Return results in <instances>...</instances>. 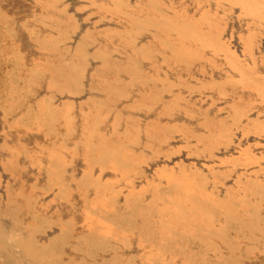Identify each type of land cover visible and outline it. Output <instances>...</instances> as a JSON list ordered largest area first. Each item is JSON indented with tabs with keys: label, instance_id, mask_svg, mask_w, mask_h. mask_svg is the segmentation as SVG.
<instances>
[{
	"label": "bare ground",
	"instance_id": "obj_1",
	"mask_svg": "<svg viewBox=\"0 0 264 264\" xmlns=\"http://www.w3.org/2000/svg\"><path fill=\"white\" fill-rule=\"evenodd\" d=\"M203 1L235 6L242 14L264 23V0ZM94 3L125 21L120 28L104 32L108 39L117 38L129 50L124 57L115 56L109 43H99L89 51L86 46L93 37L91 33L70 48L67 40L76 24L66 8V0H0V54L3 38L13 30L9 22L11 13H24L37 6L34 21H43L56 30L44 33L31 29L32 39L44 59L31 66L21 83L16 73L6 75L7 88L0 95V106L5 111H15L21 108L27 93L42 81L48 86L49 94L26 106L11 126L47 135L61 132L63 138L72 141L69 145L62 140L47 146L43 155L31 156L30 163L43 170V189L54 190L63 201H70L74 193L79 195L77 218L83 227L76 232L70 218L56 232L41 238L39 233L45 232L49 220L37 213L23 231L7 232L0 222V262L133 264L137 259L141 264H246L254 255H264V181L247 177L224 184L223 171L206 174L188 165L169 166L173 153L164 150V146L177 126L161 119L142 125L136 116L119 109H156L159 117L173 116L180 109L192 114L188 108L164 99V93L172 86L170 81L145 69L144 62H153L157 54L162 55L165 64L189 70L206 58V50L224 51L227 64L237 75L227 77L225 82L206 83V87L217 91H225L227 84L240 85L254 90L264 101V81L221 41L222 21L217 15L203 11L200 17H189L183 12H169L163 0ZM148 31L151 41L137 43L138 37ZM17 37L21 39L18 34ZM249 39L245 43L251 51L253 44ZM89 56L99 62L89 82L90 89L97 94L87 97L77 125L69 99L56 103L52 97L83 93ZM134 89L138 93L132 97ZM243 111V107L235 105L231 121L238 123ZM108 121L110 133L104 128ZM228 122L220 116L204 114L199 121L204 131L184 128V134L193 135L198 142L193 155L227 147L233 134ZM248 126L245 124L244 130L264 132V122ZM18 148L8 143L0 145L6 151L1 157L2 165L13 174L20 169ZM68 155L79 156L83 161L79 174H68ZM254 161L248 150L242 157L231 158L237 165ZM151 163L155 165L153 175L147 173L145 166ZM103 171L112 176L105 179ZM136 179L141 182L136 184ZM118 182L126 187L122 199ZM220 184L222 190L218 189ZM20 193L21 198L8 196L0 204V215L19 222L21 207L31 208L33 204L30 195ZM122 246L131 249L126 253ZM67 247L81 255L67 257Z\"/></svg>",
	"mask_w": 264,
	"mask_h": 264
},
{
	"label": "rangeland",
	"instance_id": "obj_2",
	"mask_svg": "<svg viewBox=\"0 0 264 264\" xmlns=\"http://www.w3.org/2000/svg\"><path fill=\"white\" fill-rule=\"evenodd\" d=\"M94 1L98 0H66V8L75 19L76 24L70 33L67 45L73 48L82 37L91 33L93 37H91L86 46L89 51H92L99 43H109L115 56L124 57L129 50L121 46L117 38L108 39L104 32L108 29L120 28L125 24V21L121 16H117L110 10L99 9ZM127 1L134 3L137 0ZM163 1L164 7L169 12H183L189 17H200L203 11L217 15L222 21V28H220L221 41L226 42L227 48L233 52L238 60H241L247 66L253 67L256 76L261 81H264L263 22H256L251 17L242 14L235 6H217L203 0ZM7 7L11 8L9 4ZM12 8L15 10L14 7ZM37 12L38 7L33 6L24 13H11L9 15L10 28L13 30L10 36L3 38V50L2 54H0V95H3L7 88L5 77L8 73H16L18 82L21 83L31 66L42 62L44 59L43 53L37 48L36 43L32 39L31 29L35 28L37 31L44 33H53L56 30L43 21H34L33 15ZM21 17L23 18L21 19ZM17 34L21 36V39L17 37ZM248 39L251 42L250 45L253 44L251 51L246 48L245 41H248ZM148 41H151V33L149 31L140 35L137 39V43L140 44ZM162 60V55L157 54L153 62L145 61L144 67L148 72H154L160 78L171 82L172 86L164 93L165 100H172L176 105L180 104L182 108H188V110L192 111V114L189 115L180 109L173 116L159 117L156 109L149 112L144 110L131 111L123 106L119 107V109L136 116L142 125L148 120L161 119L164 123L177 126L178 130L171 135L167 145L164 146V150L173 153L172 158L168 160L169 166L188 165L206 174H211L213 171H223L225 172L224 184H233L247 177H256L264 181V132H256L250 129L244 130L245 124L251 126L256 121L264 122V101L257 92L243 89L240 85L230 86L227 84L223 92L206 87V83L210 81L225 82L227 77H236V71L227 64L224 58V51L206 50V58L196 62L189 70H183L174 65H167ZM154 65H157L156 68ZM97 66H99L98 60L89 56L83 93L69 97L58 94L52 97V100L56 103L63 99H69L77 125L80 122V111L85 107L87 97L97 94L89 87V82L93 79V73ZM49 91L48 86L42 81L38 87L27 93L24 101L19 106L21 108L8 112L0 106V145L8 143L19 147L17 157L20 163V169L17 174L5 169L2 165L1 157L6 151L0 149V204L5 203L8 196L21 198V191H24L33 199L31 208L21 207L19 222H15L4 215H0V222L7 232L23 231L27 226V222L37 213L40 217L49 220V225L45 227V232L39 233L41 238L56 232L61 223L68 221L70 218L73 228L76 227L74 229L76 232L81 231L83 228L79 218H77L81 200L79 195L74 193V198L70 201H63L54 194V190L43 189V170L34 167L30 163V157L41 155L47 146L62 140L69 145L72 141L63 138L60 130V133L47 135L41 131L15 130L11 126V121L19 115V112L26 106L33 105L41 96L48 95ZM137 93L138 89H134L131 92V96L135 97ZM235 105L243 107L244 110L238 123L231 121ZM204 114L217 115L224 121H229L228 124L233 132L232 139L227 147L199 156L193 155L198 142L193 135L184 134L183 129L192 128V130L204 131L199 123ZM104 128L108 133L111 132L110 121L104 124ZM247 150L255 158L254 162L244 165H237L231 162V158L242 157ZM161 156L162 154H160ZM68 158L70 159V163L67 164L68 174H79L83 167L81 158L71 155H68ZM145 166L147 173L153 175L155 165L151 163V165ZM102 175L105 179H109L112 173L103 171ZM137 180L140 179L135 180L136 184L141 182V180ZM117 185L121 190L120 199H122L126 187L120 182ZM223 188V185H218L219 190ZM262 193L264 194V187ZM14 249L17 252L19 251L17 247H14ZM121 249L128 253L131 247L122 246ZM67 253V257L71 258L79 252L67 247ZM79 254L81 255V253ZM0 264L2 263L0 262ZM133 264L141 263L135 259ZM246 264H264V255L256 254L246 260Z\"/></svg>",
	"mask_w": 264,
	"mask_h": 264
}]
</instances>
